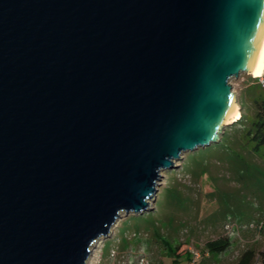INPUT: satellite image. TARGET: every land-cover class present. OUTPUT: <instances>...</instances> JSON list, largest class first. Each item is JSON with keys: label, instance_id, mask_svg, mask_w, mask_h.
Instances as JSON below:
<instances>
[{"label": "water", "instance_id": "obj_1", "mask_svg": "<svg viewBox=\"0 0 264 264\" xmlns=\"http://www.w3.org/2000/svg\"><path fill=\"white\" fill-rule=\"evenodd\" d=\"M263 45L264 0H0V264H87L237 121Z\"/></svg>", "mask_w": 264, "mask_h": 264}, {"label": "rangeland", "instance_id": "obj_2", "mask_svg": "<svg viewBox=\"0 0 264 264\" xmlns=\"http://www.w3.org/2000/svg\"><path fill=\"white\" fill-rule=\"evenodd\" d=\"M230 84L239 118L243 114L250 123L254 103L264 93L259 80L241 74ZM232 126L226 128L227 141L248 167L242 175L232 174L226 161L219 163L214 157L205 163L197 160L201 164L192 170L186 166L196 160L198 150L182 155L172 169L162 172L150 208L141 215L122 213L110 235L95 244L87 264H188L184 255L173 262L184 250L199 252V264H237L245 252L253 251L252 264H262L264 149L258 155L242 150V133ZM172 195L177 199L174 206ZM226 237L231 245L225 253L201 254L208 241Z\"/></svg>", "mask_w": 264, "mask_h": 264}, {"label": "trees", "instance_id": "obj_3", "mask_svg": "<svg viewBox=\"0 0 264 264\" xmlns=\"http://www.w3.org/2000/svg\"><path fill=\"white\" fill-rule=\"evenodd\" d=\"M254 110L255 112L253 120L250 123L246 124L245 117L242 114L240 118L234 124H232L233 126L231 127V129L234 127L238 132L242 133L244 140L242 150L253 155H258L260 151L264 149V93L261 94L259 96V99L255 101ZM227 134L228 130L226 129L217 144L211 145L210 147H207L205 149H199L198 152L195 153L196 160H194L193 163L191 162V164H188L186 168H191L193 170L195 168L194 166H198L201 164L198 161L205 163L207 159L214 157L218 160L219 163H224V161H226L227 164L230 165L232 174L237 173V175H242L248 167L241 160L236 151L232 149L231 144L227 141ZM189 157L193 158L192 155H190ZM191 158H189V160ZM170 204L172 206H174V204H177V199L174 195H172L170 199ZM164 244L168 248L167 244ZM230 245L231 240L229 237L208 241L205 244L204 252H201V254H223L230 248ZM183 255L188 261L190 260L189 252L184 250L181 253L177 254V259L173 260V262H178V258ZM254 257L255 253L253 251L245 252L240 257L237 264H252ZM261 261L262 264H264V253L261 254Z\"/></svg>", "mask_w": 264, "mask_h": 264}, {"label": "bare ground", "instance_id": "obj_4", "mask_svg": "<svg viewBox=\"0 0 264 264\" xmlns=\"http://www.w3.org/2000/svg\"><path fill=\"white\" fill-rule=\"evenodd\" d=\"M263 72H264V45H263V48H262V51H261V54H260L256 69H255V71L252 74L250 73V75H252L253 77L258 78V77L262 76ZM238 119H239V111H238V113H237V115H236L234 120L236 121Z\"/></svg>", "mask_w": 264, "mask_h": 264}, {"label": "built area", "instance_id": "obj_5", "mask_svg": "<svg viewBox=\"0 0 264 264\" xmlns=\"http://www.w3.org/2000/svg\"><path fill=\"white\" fill-rule=\"evenodd\" d=\"M257 79L259 80V83L262 86V88H264V73L262 77H258ZM189 254H190V260L188 264H199V260L201 258L200 253L196 251H189Z\"/></svg>", "mask_w": 264, "mask_h": 264}]
</instances>
